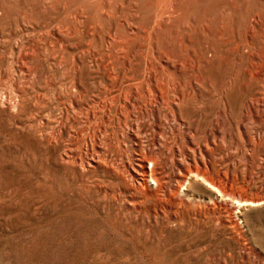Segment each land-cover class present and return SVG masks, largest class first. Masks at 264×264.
<instances>
[{
    "label": "rangeland",
    "instance_id": "rangeland-1",
    "mask_svg": "<svg viewBox=\"0 0 264 264\" xmlns=\"http://www.w3.org/2000/svg\"><path fill=\"white\" fill-rule=\"evenodd\" d=\"M0 264H264V0H0Z\"/></svg>",
    "mask_w": 264,
    "mask_h": 264
},
{
    "label": "bare ground",
    "instance_id": "bare-ground-1",
    "mask_svg": "<svg viewBox=\"0 0 264 264\" xmlns=\"http://www.w3.org/2000/svg\"><path fill=\"white\" fill-rule=\"evenodd\" d=\"M96 111V110H95ZM150 175V174H149ZM153 177V176H152Z\"/></svg>",
    "mask_w": 264,
    "mask_h": 264
}]
</instances>
